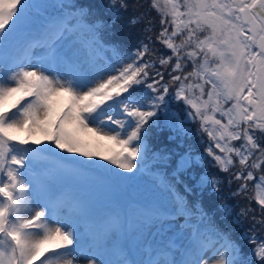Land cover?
<instances>
[{"label":"snow or ice","instance_id":"obj_1","mask_svg":"<svg viewBox=\"0 0 264 264\" xmlns=\"http://www.w3.org/2000/svg\"><path fill=\"white\" fill-rule=\"evenodd\" d=\"M148 3L0 0V264H264V0Z\"/></svg>","mask_w":264,"mask_h":264},{"label":"trees","instance_id":"obj_2","mask_svg":"<svg viewBox=\"0 0 264 264\" xmlns=\"http://www.w3.org/2000/svg\"><path fill=\"white\" fill-rule=\"evenodd\" d=\"M81 3L91 4L93 6H98L102 10L103 6L107 4V0H81ZM130 3H136V5H137V7H136L137 13L145 12L149 16L154 17L156 19V21L159 20V17L157 16L156 12L149 8L148 0H138V2H137V0H130ZM131 15H133V12H132V10L130 8V10L127 13L124 14L123 20L117 22L116 27L119 30L118 31V35L119 36L126 37L128 34H132V35H136L137 34L136 36L139 35V28L142 27V25H139V26H136V27H132L131 25L127 24V20H128V18ZM134 42H135V40H134ZM191 127L193 128V130H195L196 127H198V125L193 124ZM191 142L193 144L196 143L195 137H193V140ZM198 150L202 151V149H199V148H198ZM210 171H212L213 173H216V174H220V173L217 172V170L215 168H210ZM232 187L234 189L236 187V185L233 184ZM229 192H230V189L226 185H222L221 186V192H220V196H222V199H217V196L215 194L212 195V196H209L208 192L206 190L205 197H204L206 207L211 202L236 204L235 200L237 202H239V205L241 207H243V206H245L247 204V200H244V199H240V198L229 199ZM253 207H255V205H253ZM236 211H239V208H237ZM226 223H228L231 227H233L235 229V236L237 238L239 237L240 233L244 230V229H241V228H237L235 225H231L230 220L228 222H226ZM250 226H251V220L250 219H246L245 222H244V228H248ZM259 234L260 235H264V230H262Z\"/></svg>","mask_w":264,"mask_h":264},{"label":"rangeland","instance_id":"obj_3","mask_svg":"<svg viewBox=\"0 0 264 264\" xmlns=\"http://www.w3.org/2000/svg\"><path fill=\"white\" fill-rule=\"evenodd\" d=\"M82 264H83V262H82Z\"/></svg>","mask_w":264,"mask_h":264}]
</instances>
